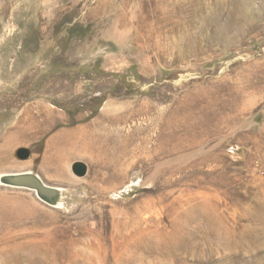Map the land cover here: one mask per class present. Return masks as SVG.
Wrapping results in <instances>:
<instances>
[{
	"label": "rangeland",
	"instance_id": "1",
	"mask_svg": "<svg viewBox=\"0 0 264 264\" xmlns=\"http://www.w3.org/2000/svg\"><path fill=\"white\" fill-rule=\"evenodd\" d=\"M22 172L62 205L0 184V264H264V0H0Z\"/></svg>",
	"mask_w": 264,
	"mask_h": 264
},
{
	"label": "bare ground",
	"instance_id": "2",
	"mask_svg": "<svg viewBox=\"0 0 264 264\" xmlns=\"http://www.w3.org/2000/svg\"><path fill=\"white\" fill-rule=\"evenodd\" d=\"M161 153H163V152H161ZM22 175L34 177V178H36L35 180L38 183H40V185L42 184L43 186L48 187V189H49L48 193L50 192V195H47L45 193H42V194L40 193L43 201H45L46 203H49L50 205H52V207H60L62 205L61 199L63 196L64 189L59 188V187L50 186V185L46 184L37 174H34L32 172L12 173V174L1 175L0 176V184L4 185V186H8V187L31 190V191L35 192L37 197L40 198L39 192H41V191L33 185V181H31V179H29V178H27V181H26L27 183L22 184V185H24V187L23 186L6 185V184L2 183V181H1L3 178L13 179V181H19V180H21L20 178L23 177ZM12 183H15V182H12ZM53 200H54V202H52Z\"/></svg>",
	"mask_w": 264,
	"mask_h": 264
},
{
	"label": "water",
	"instance_id": "3",
	"mask_svg": "<svg viewBox=\"0 0 264 264\" xmlns=\"http://www.w3.org/2000/svg\"><path fill=\"white\" fill-rule=\"evenodd\" d=\"M73 173L78 176V177H84L86 176L87 174V167L84 163L82 162H77L73 165ZM23 177H21L19 181H13V179H8V178H3L1 181L2 183L6 184V185H14V186H23L22 185L23 183H27V178L31 179V181H33V185L39 189L41 192H39V196L40 198L42 199L40 193H45L47 195H50V192L48 193V187H45L43 186L42 184L40 185V183H38L34 178V177H29V176H25V175H22ZM12 182H15V183H12ZM27 187V186H26ZM29 188V187H28ZM52 196V195H51ZM54 196V195H53ZM50 197V196H49ZM43 200V199H42ZM54 202V200L52 201Z\"/></svg>",
	"mask_w": 264,
	"mask_h": 264
},
{
	"label": "crops",
	"instance_id": "4",
	"mask_svg": "<svg viewBox=\"0 0 264 264\" xmlns=\"http://www.w3.org/2000/svg\"><path fill=\"white\" fill-rule=\"evenodd\" d=\"M75 135H69L66 138H63L62 140H60L58 142V153H62L61 154V158H65V157H69L72 156V153L70 152V148L71 144L74 143V139H75ZM77 138V137H76ZM60 145V146H59ZM25 173V172H22ZM39 176V175H38ZM40 177V176H39ZM41 178V177H40ZM42 179V178H41ZM43 180V179H42ZM44 181V180H43ZM63 189V188H62Z\"/></svg>",
	"mask_w": 264,
	"mask_h": 264
}]
</instances>
